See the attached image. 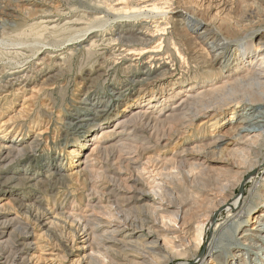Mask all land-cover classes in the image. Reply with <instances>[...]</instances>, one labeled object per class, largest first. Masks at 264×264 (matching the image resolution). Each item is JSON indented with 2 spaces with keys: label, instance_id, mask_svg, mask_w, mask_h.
<instances>
[{
  "label": "bare ground",
  "instance_id": "1",
  "mask_svg": "<svg viewBox=\"0 0 264 264\" xmlns=\"http://www.w3.org/2000/svg\"><path fill=\"white\" fill-rule=\"evenodd\" d=\"M235 2L91 0L73 21L68 8L40 12L36 25L60 33L53 53L77 45L48 58L92 65L82 108H59L63 155L39 131L28 138L21 110L1 127L16 123L0 134V264H40L51 246L36 230L58 226L79 242L64 251L75 264H264V7ZM15 47L4 54L24 60L0 62V106L53 71L34 61L41 49Z\"/></svg>",
  "mask_w": 264,
  "mask_h": 264
},
{
  "label": "rangeland",
  "instance_id": "2",
  "mask_svg": "<svg viewBox=\"0 0 264 264\" xmlns=\"http://www.w3.org/2000/svg\"><path fill=\"white\" fill-rule=\"evenodd\" d=\"M33 4H23L22 2H17L15 0H0V19L4 20L7 23L2 25L0 23V62L6 64V67L9 68L12 66V63H21L23 62V56H18L17 58H8L4 53L8 52V50H13L12 48H27L30 51H40L38 52L37 60L35 62L43 59L45 61V66L48 69H52V72H45L43 75H40L38 78L35 76V80L26 86V88L19 87V92H15L11 95H6L5 101H2V105L0 106V134L2 136L3 131L10 130L14 127L15 122H9L4 128L1 127L4 125L5 121H9V118L13 115V113H17L21 110L23 115L25 116L23 120H27L28 128H30L29 137L30 138L34 133L40 132L43 137L48 138L47 145L44 146V149L49 146L52 150L58 152V154L63 155L61 153L64 148V141H60V129L59 125L61 124V104L65 103V109H69L67 111H71L73 107H79V99L82 97L81 94L85 89L84 84L82 83V78L88 74L91 68V63L85 65L87 67L82 68L80 71V63L79 59L75 61L73 69L68 64H57L58 58H48V54H61L67 51L70 48L75 49L77 45L71 43L67 45L65 50H59L57 48L58 53H53L52 48L56 46L60 41V33H51L46 29L36 25V22H40L37 20L39 18L41 11L48 12H58L57 10H65L68 8L70 10H65V14H67L66 20H79L82 15L86 14L87 11L92 10L94 7L91 3V0H32ZM39 1L41 3L39 4ZM102 2H106L104 5L108 6L111 0H101ZM191 1V0H189ZM235 2V0H232ZM243 1H251V0H236L235 3H241ZM259 4L261 3V7H264V0H255ZM86 12V13H85ZM243 11L239 8L235 10L233 13L234 16L241 15ZM58 20L59 17H54L53 19ZM107 23L111 29L110 31H116L119 28V24L122 22L121 19L110 15L107 17ZM118 20V21H117ZM115 21V22H114ZM65 21L62 20V23ZM85 23V22H83ZM111 24V25H110ZM109 33V31H108ZM88 44V43H86ZM75 46V47H74ZM11 47V48H10ZM47 48H52L47 50ZM43 50V51H42ZM53 50V51H52ZM6 56V57H5ZM58 59V60H57ZM13 60V61H12ZM51 63H50V62ZM56 61V62H54ZM77 62V63H76ZM87 63V62H86ZM84 62V64H86ZM54 64V65H53ZM77 64V65H76ZM58 65V66H56ZM53 66V67H52ZM56 66V67H55ZM40 67H38L39 69ZM71 68V71H69ZM75 70V71H74ZM58 71V72H56ZM48 73V74H47ZM56 74L54 80L56 83H59V87L61 89L56 88V86H52V82L48 80L50 75ZM119 78L117 82L124 81V75L120 72L118 73ZM71 79V80H70ZM121 79V80H120ZM49 82V83H48ZM68 83V84H67ZM131 83V82H130ZM62 85V86H61ZM101 88V89H100ZM103 88V89H102ZM111 89V87H110ZM108 87H99L96 89V93L99 97H103L104 101H106L107 95H109L110 90ZM99 90V91H98ZM12 96V97H11ZM64 97L67 99L64 100ZM25 102V103H24ZM23 104V106H22ZM27 104V105H26ZM78 105V106H77ZM25 106L27 107L25 109ZM29 106V107H28ZM54 107H57L53 109ZM23 107V108H22ZM32 107V108H31ZM71 109V110H70ZM14 110V111H13ZM31 114V115H30ZM52 117V123L48 126L49 131H46V126L49 124L51 119L48 116ZM10 116V117H8ZM29 116V117H28ZM31 118V119H26ZM37 121L36 124H32L33 120ZM50 119V120H49ZM39 121V122H38ZM19 122V121H18ZM48 123V124H47ZM234 123V122H233ZM16 124V123H15ZM235 124H227L220 129V134H226V136L233 135L232 127ZM50 127V128H49ZM46 131V132H45ZM211 131V128L208 130ZM13 136V135H12ZM59 144H62L59 146ZM67 153V152H66ZM65 158V157H64ZM73 167L68 164L66 174L71 175ZM69 189L72 191L78 185L75 182L68 183ZM75 185V186H74ZM244 188V184L240 187V189ZM31 200H27L26 202L30 203ZM45 208L50 209L51 206L45 204ZM22 218L26 220V216L22 214ZM42 229V230H41ZM46 228H40L36 230L37 235H41L43 238L44 244L48 243L51 246V251H43L37 252V255H42L43 260L40 264H75L76 261L80 259L79 253L75 252L74 255L68 253L65 255L64 251L71 249L72 251L78 247L79 242L73 243L72 235L70 234L67 228H63V226H58L54 228V232H50L45 234ZM45 238V239H44ZM70 239L71 243H68V248H62L60 242L66 239ZM75 247V248H74ZM47 259V260H46ZM77 259V260H76ZM181 261H176L173 264H180Z\"/></svg>",
  "mask_w": 264,
  "mask_h": 264
}]
</instances>
